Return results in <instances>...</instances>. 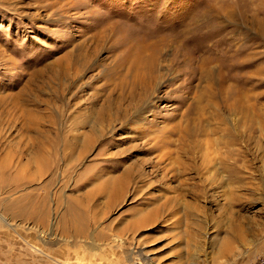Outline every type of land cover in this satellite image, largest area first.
<instances>
[{
	"label": "rangeland",
	"instance_id": "rangeland-1",
	"mask_svg": "<svg viewBox=\"0 0 264 264\" xmlns=\"http://www.w3.org/2000/svg\"><path fill=\"white\" fill-rule=\"evenodd\" d=\"M261 258L264 0H0V264Z\"/></svg>",
	"mask_w": 264,
	"mask_h": 264
},
{
	"label": "bare ground",
	"instance_id": "bare-ground-1",
	"mask_svg": "<svg viewBox=\"0 0 264 264\" xmlns=\"http://www.w3.org/2000/svg\"><path fill=\"white\" fill-rule=\"evenodd\" d=\"M150 58H152V57H150ZM145 60H146V59H145ZM149 61H150V60H148V62H149ZM148 62L146 63V61H145V63H146L147 65L149 64ZM150 62H152V61H150ZM150 64H151V63H150ZM247 112H248V114H251V115H252L251 117L253 118L254 113H253L252 111H249V110H247ZM256 115H259V113H258V114L256 113ZM109 183H110V182H109ZM111 186H114L115 188H117V185H114V184H112V183H111Z\"/></svg>",
	"mask_w": 264,
	"mask_h": 264
},
{
	"label": "crops",
	"instance_id": "crops-1",
	"mask_svg": "<svg viewBox=\"0 0 264 264\" xmlns=\"http://www.w3.org/2000/svg\"><path fill=\"white\" fill-rule=\"evenodd\" d=\"M49 259H52L53 260L54 258H53V256H50ZM24 264H36V262L33 263L32 261H29V262L26 261Z\"/></svg>",
	"mask_w": 264,
	"mask_h": 264
},
{
	"label": "built area",
	"instance_id": "built-area-1",
	"mask_svg": "<svg viewBox=\"0 0 264 264\" xmlns=\"http://www.w3.org/2000/svg\"><path fill=\"white\" fill-rule=\"evenodd\" d=\"M258 264H264V258H261V259L258 261Z\"/></svg>",
	"mask_w": 264,
	"mask_h": 264
}]
</instances>
